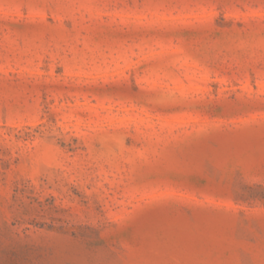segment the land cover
Returning <instances> with one entry per match:
<instances>
[{
    "label": "rangeland",
    "instance_id": "obj_1",
    "mask_svg": "<svg viewBox=\"0 0 264 264\" xmlns=\"http://www.w3.org/2000/svg\"><path fill=\"white\" fill-rule=\"evenodd\" d=\"M0 264H264V0H0Z\"/></svg>",
    "mask_w": 264,
    "mask_h": 264
}]
</instances>
